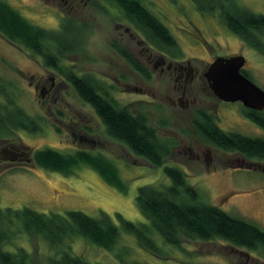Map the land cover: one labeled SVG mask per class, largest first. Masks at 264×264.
I'll list each match as a JSON object with an SVG mask.
<instances>
[{
  "label": "rangeland",
  "instance_id": "374dc122",
  "mask_svg": "<svg viewBox=\"0 0 264 264\" xmlns=\"http://www.w3.org/2000/svg\"><path fill=\"white\" fill-rule=\"evenodd\" d=\"M2 1L32 24L58 33L62 45H69L60 64L71 68L78 76H87L95 81L132 113L145 115L158 136L168 142L171 156L163 165L153 167L134 155L124 144L106 134L93 109L80 100L72 86L56 71L44 66L42 58L32 56L0 36V85H3L12 106L35 119L40 126V130L33 133L20 128L1 130L0 148L12 145L20 151H28L29 155L43 148L68 154L75 150L100 154L115 164L126 185L125 191L109 185L95 171L83 165L70 175H62L37 166L32 158L28 162H8L3 156L5 154L1 153V209L28 207L39 213L61 215L74 210L92 217L104 213L117 224L116 214H119L133 223H146L135 204L137 189L146 184H168L170 181L163 171L167 165L185 174L186 183L195 188L201 202L217 206L229 215L245 219L264 230V173L228 168L226 155L197 133L189 113L162 97L167 93L168 81L157 76L145 80L115 53L124 47L114 24L120 22L129 27L131 24L113 2L91 0L84 7L85 0H82L76 9H71L68 4L62 5L60 0ZM139 1L175 38L180 50L179 58H190L199 67H206L211 57L241 54L246 62L244 72L264 90V53L244 44L232 32L219 28L217 23L224 24L218 13H207L202 17L190 0ZM233 1L254 13L264 14V0ZM135 32L147 41L136 29ZM257 38L264 46V31ZM202 85V89L199 86L197 89L203 108L213 111L217 104L229 110L220 111L218 125L221 129L264 138V130L239 119V103L216 102L205 88V82ZM45 90L49 93L42 95ZM1 95L0 100L4 101ZM188 149L193 153L192 157ZM206 150H210L208 166L202 159V152ZM196 154L199 158L194 156ZM230 154V158L237 156L236 153ZM15 229V226L11 227L14 231L4 249L14 251L16 247H23L35 263L49 264L54 249L41 237L29 236ZM120 235L113 251L97 247L82 237L69 238L66 244L73 254L90 264H243L245 256L255 264H264L263 247L252 250L219 239L183 238L175 247L155 236L160 250L155 254L140 247L133 235ZM114 252H119L122 262Z\"/></svg>",
  "mask_w": 264,
  "mask_h": 264
},
{
  "label": "trees",
  "instance_id": "16d2710c",
  "mask_svg": "<svg viewBox=\"0 0 264 264\" xmlns=\"http://www.w3.org/2000/svg\"><path fill=\"white\" fill-rule=\"evenodd\" d=\"M109 1L143 33L151 45L171 55L178 52L175 38L139 0ZM192 2L200 13H218L221 21L244 44L264 53V46L257 38L264 31V14L240 7L233 0ZM0 36L32 56L42 58L44 66L52 68L65 79L80 100L93 109L109 137L124 144L134 155L145 159L153 167L166 163L171 156V148L168 142L158 136L157 130L145 115L132 113L127 107L119 105L95 81L87 76H78L71 68L60 64L69 45H62L58 33L32 24L16 9L0 0ZM119 52L125 56L123 51ZM130 64L133 69L145 74L141 66L132 62ZM242 73L248 77L244 71ZM2 86L0 93L4 101L0 100V131L4 132L6 128H20L30 133L40 130L35 119L12 106ZM9 106H12L11 109ZM249 117L264 129V114L252 111ZM191 123L197 133L215 147L264 160V138L224 131L214 117L207 114L195 118ZM26 153L29 155L28 151ZM29 158L37 166L62 175H70L75 168L86 166L95 171L105 183L125 191L126 185L115 164L103 155L86 150H75L68 154L43 148L32 152ZM163 171L170 181L168 184H146L137 189L135 204L146 223H133L119 214H116L117 224L104 213L92 217L74 210L61 215L39 213L28 207L0 208V264H39L33 261L23 247H16L14 251L4 249V244L8 243L14 231L11 230L12 226L29 236L41 237L54 249L49 264H90L83 257L73 254L66 241L82 237L97 247L113 251L121 233L133 235L140 247L155 254L160 253L155 236L175 247L179 246L183 238L203 241L219 239L252 250L264 248V230L245 219L229 215L217 206L201 202L197 191L186 183L185 174L180 169L165 165ZM114 254L120 262L123 261L119 252Z\"/></svg>",
  "mask_w": 264,
  "mask_h": 264
},
{
  "label": "flooded vegetation",
  "instance_id": "af4514ba",
  "mask_svg": "<svg viewBox=\"0 0 264 264\" xmlns=\"http://www.w3.org/2000/svg\"><path fill=\"white\" fill-rule=\"evenodd\" d=\"M52 1L56 2V0H52ZM60 1L62 2V5L68 4V8L76 9L82 0H60ZM90 1L91 0H85L83 2V6L86 7ZM190 1L192 2V0ZM199 14L202 17L207 15V13H200V12ZM217 24L219 28L221 27L225 31L226 30L230 31V29L224 23H223L224 25H221L220 23ZM131 25L130 27L125 26L123 23L120 22H116L114 24V28L119 36V41L123 43L124 48H122L121 51H123L125 56L121 55L120 52H115V53H117V55L128 65L131 66L130 63L132 62L138 66H141L144 69L145 74L139 72L138 70L135 71L138 72L140 75H142L145 80L147 79L152 80L156 76L159 79L167 80L168 81V84L166 86L167 93L162 97L167 99L169 104L173 106H179L181 107V109L188 112L189 116L192 117L191 121H193L197 117H201L202 115L205 116L207 114L213 116L216 123L218 124V119L221 116L220 111L228 112L229 110L222 109L218 107L217 104H216L217 108L214 109L213 111L203 108L202 100L198 95V89H197L198 86L200 89H202L203 88L202 83L205 82L206 85L205 88H207V91L210 94H212V96H214L208 86L205 77V72L209 64L217 56L213 58L211 57V60L207 61L206 67H199L198 65L193 63L190 58H185V59L179 58L180 50H178V52L175 53L174 55H171L166 51H162L159 48L154 47L148 41H144L139 37L137 32H135L136 28L134 27V25L133 24ZM136 30L143 35V33L140 30L138 29ZM233 55H237V54H233ZM241 71H244L243 68ZM50 88H52V85L50 86ZM48 93L49 92L45 90V92H42V95H46ZM214 98L216 99V102L221 101L217 99L215 96ZM226 103H230V102H226ZM237 103H239L240 114H241L239 119L244 123L256 125L251 121L249 117L252 111L258 112L260 114H264V109L260 111H256L244 107L240 102ZM258 127L264 130L262 127L260 126ZM80 137L81 135H79V138ZM80 140H82V137L80 138ZM219 150L223 151V153L226 155V161L227 163H229L228 168H231V170H253L264 173V160H258L256 158H248L236 151H227L222 149ZM188 152H189L188 153L189 156L192 157L193 153L191 152L190 149H188ZM1 153L5 154L3 156L7 157L5 159L8 162L9 161L28 162L29 160L28 154L26 152L20 151L19 148H16L12 145L4 146L0 148V154ZM230 153H236L237 156H235L234 158H230L229 157L231 155ZM6 154L9 156H6ZM194 156L196 158H199L198 154ZM202 156H203L202 157L203 161L205 162V164H207L206 166H208L210 162V150H206L205 152H202ZM245 260L246 261L243 264H255V262L247 256H245Z\"/></svg>",
  "mask_w": 264,
  "mask_h": 264
},
{
  "label": "water",
  "instance_id": "95a60500",
  "mask_svg": "<svg viewBox=\"0 0 264 264\" xmlns=\"http://www.w3.org/2000/svg\"><path fill=\"white\" fill-rule=\"evenodd\" d=\"M245 58L241 54L217 56L207 67L205 77L213 95L224 102H240L256 111L264 109V90L242 73Z\"/></svg>",
  "mask_w": 264,
  "mask_h": 264
}]
</instances>
